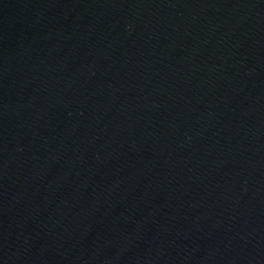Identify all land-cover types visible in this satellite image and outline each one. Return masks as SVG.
Segmentation results:
<instances>
[{"label": "water", "instance_id": "obj_1", "mask_svg": "<svg viewBox=\"0 0 264 264\" xmlns=\"http://www.w3.org/2000/svg\"><path fill=\"white\" fill-rule=\"evenodd\" d=\"M0 264H264V0H0Z\"/></svg>", "mask_w": 264, "mask_h": 264}]
</instances>
